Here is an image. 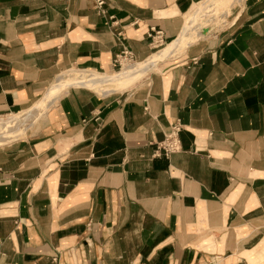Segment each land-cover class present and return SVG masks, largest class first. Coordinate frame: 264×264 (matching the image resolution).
Instances as JSON below:
<instances>
[{"label":"crops","instance_id":"obj_1","mask_svg":"<svg viewBox=\"0 0 264 264\" xmlns=\"http://www.w3.org/2000/svg\"><path fill=\"white\" fill-rule=\"evenodd\" d=\"M199 1L0 0V114L145 60ZM177 120L181 150L156 155ZM0 167V264H264V0L125 94L70 88Z\"/></svg>","mask_w":264,"mask_h":264},{"label":"bare ground","instance_id":"obj_2","mask_svg":"<svg viewBox=\"0 0 264 264\" xmlns=\"http://www.w3.org/2000/svg\"><path fill=\"white\" fill-rule=\"evenodd\" d=\"M224 1L225 0H201L194 14H192L184 24L181 34L176 39L169 42L165 47L145 59L144 62L140 61V63L136 62L135 64L126 66L117 74H106L99 71H76L74 74L75 77H66L65 74L61 75L57 82L51 86L52 88L50 87V90L48 89L47 93L34 106H31L22 114L14 115L8 120L0 123V143L8 140L12 135L19 134L24 129L26 130L27 124L33 119L44 117L49 108L61 97V93L66 92L70 87L84 86L94 89L101 87L103 90L110 92L112 90H117V86L125 81L133 80L140 74L151 70L155 64L172 56L180 47H183L184 45H181L185 43L186 40L192 38V32L198 27V20L203 16L212 15L214 10L219 9V5Z\"/></svg>","mask_w":264,"mask_h":264},{"label":"rangeland","instance_id":"obj_3","mask_svg":"<svg viewBox=\"0 0 264 264\" xmlns=\"http://www.w3.org/2000/svg\"><path fill=\"white\" fill-rule=\"evenodd\" d=\"M242 1L243 0H225L223 3H221L219 5V9H215L212 15H208V16H203L200 18V20H198V27L195 28V30L192 32V38L188 39L185 41V43H183L176 52L173 53V55L170 57V59L168 60H164V61H160L159 63L155 64V66H153V68L151 70H148L142 74H140L137 78L133 79V80H129V81H125L124 83L120 84L121 88H117V90H112L110 92L103 90L101 87L94 89V88H89V87H84L86 89L91 90L92 92L98 93V94H125L127 92H129L130 90L134 89L135 87H137L139 84L144 83L146 81V79L155 71H159L161 68H163L166 64L176 60L180 55L183 54V52L186 50V48L189 46V44L191 42H194L196 40L199 39H212L220 30L224 29L227 26H230L231 23L234 21V18L236 17L237 13L241 10L242 8ZM200 2V1H199ZM192 14V10L189 12V14L187 15V17L185 16V23L188 21V19L190 18V15ZM215 17V18H213ZM203 20V21H202ZM200 22V23H199ZM173 41V40H172ZM169 42H171V40L167 41L166 43L162 46H157L154 48L153 50V54L157 51H159L160 49H162L163 47H165ZM150 57V56H149ZM148 57V58H149ZM147 59V58H146ZM141 61H145V60H141ZM136 62L140 63V60H136ZM130 64H126L123 63L122 65H118L115 66L112 70H106L102 73H106V74H117L119 73L121 70H123L124 67L129 66ZM81 72V71H85V72H94L95 70H81L80 68L77 67H73L70 68L68 70H65L64 72L61 73V75L65 74V76H71V77H75V72ZM96 72V71H95ZM147 73V74H145ZM98 74V73H97ZM60 75V76H61ZM59 76V77H60ZM58 77V79H59ZM57 79V80H58ZM138 79V80H136ZM57 80L51 85L53 86ZM136 80V81H135ZM135 81V82H134ZM50 86V87H51ZM49 87V88H50ZM73 87H77V86H73ZM70 87V88H73ZM115 87V86H113ZM48 88V89H49ZM52 88V87H51ZM69 88V89H70ZM68 89V90H69ZM50 90V89H49ZM67 90V91H68ZM100 90V91H99ZM48 91V90H47ZM47 93V92H46ZM45 93V94H46ZM65 92L61 93V96L64 94ZM44 94V95H45ZM43 95V96H44ZM42 96V97H43ZM41 97V98H42ZM40 98V99H41ZM40 99L38 101H40ZM37 101V102H38ZM36 102V103H37ZM57 102V101H56ZM35 103V104H36ZM35 104H33L32 106H34ZM28 109V108H27ZM27 109H24L22 112L19 113H15L12 114L10 117L14 116V115H18V114H22L24 111H26ZM48 113V112H47ZM46 113V114H47ZM46 116V115H45ZM44 116V117H45ZM44 117H40L39 119H33L31 122H29V124H27L26 130H22L21 133L19 134H14L11 136V138H9L8 140L0 143V145H4L6 143L12 142L14 140H19L21 138H24L26 136H28V134L35 132L41 123L42 118ZM9 119V118H8ZM7 119V120H8ZM6 121V120H5ZM35 121V122H34ZM4 122V121H3ZM24 132V133H23Z\"/></svg>","mask_w":264,"mask_h":264},{"label":"built area","instance_id":"obj_4","mask_svg":"<svg viewBox=\"0 0 264 264\" xmlns=\"http://www.w3.org/2000/svg\"><path fill=\"white\" fill-rule=\"evenodd\" d=\"M97 6L103 10V5L105 4V0H96ZM150 37L152 39V44L154 47L162 46L166 43V34L165 31L161 28L153 27L150 33ZM136 57L132 50L129 48H124L123 51L118 54L114 61V67L118 65L126 64H135ZM19 113V112H18ZM15 113H6L0 114V123L10 118V116ZM183 124L180 120L174 122L170 130L164 140L159 142L156 146L155 154L156 155H164L169 157L170 155L178 152L182 148L180 133L183 129ZM2 168L0 167V170Z\"/></svg>","mask_w":264,"mask_h":264}]
</instances>
